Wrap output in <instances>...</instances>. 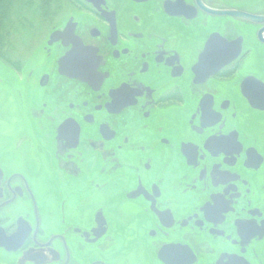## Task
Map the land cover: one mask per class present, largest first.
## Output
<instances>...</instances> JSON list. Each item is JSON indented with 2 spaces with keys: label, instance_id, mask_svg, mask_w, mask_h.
Returning a JSON list of instances; mask_svg holds the SVG:
<instances>
[{
  "label": "flooded vegetation",
  "instance_id": "af4514ba",
  "mask_svg": "<svg viewBox=\"0 0 264 264\" xmlns=\"http://www.w3.org/2000/svg\"><path fill=\"white\" fill-rule=\"evenodd\" d=\"M62 2L0 50V264H264V0Z\"/></svg>",
  "mask_w": 264,
  "mask_h": 264
},
{
  "label": "rangeland",
  "instance_id": "374dc122",
  "mask_svg": "<svg viewBox=\"0 0 264 264\" xmlns=\"http://www.w3.org/2000/svg\"><path fill=\"white\" fill-rule=\"evenodd\" d=\"M56 2H58L59 4L63 3L62 0H56ZM16 6H20V4ZM12 8L14 10L15 6H13ZM25 10L26 11L24 13L11 12L5 19L7 20V24H6V29L4 31L5 33L3 34L5 35L4 36L5 41L3 42V49L8 50L7 49L8 42L10 40H13V44L14 45L17 44L16 46H18V48H15L14 54H17L18 49L20 51L19 44L22 37H24L26 40L29 38L27 36L32 34L33 32H28V31L30 30V28L32 29L34 28V26L37 25L38 19L40 18L37 15L38 13L37 11L31 10V6L29 9L27 5H25ZM64 12L65 10H61L59 12V15L62 16Z\"/></svg>",
  "mask_w": 264,
  "mask_h": 264
},
{
  "label": "trees",
  "instance_id": "16d2710c",
  "mask_svg": "<svg viewBox=\"0 0 264 264\" xmlns=\"http://www.w3.org/2000/svg\"><path fill=\"white\" fill-rule=\"evenodd\" d=\"M51 1H55V0H0V50L3 49V42L5 41V38L3 35L6 29V24H7V20H5L7 18V16L11 13V12H21L24 13L25 10V5H27V7L30 9L31 6V10L36 11L33 6L35 4H39V3H43V4H49ZM25 5H24V4ZM20 6H16L19 5ZM13 6H15L14 10H13Z\"/></svg>",
  "mask_w": 264,
  "mask_h": 264
}]
</instances>
